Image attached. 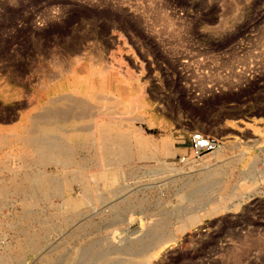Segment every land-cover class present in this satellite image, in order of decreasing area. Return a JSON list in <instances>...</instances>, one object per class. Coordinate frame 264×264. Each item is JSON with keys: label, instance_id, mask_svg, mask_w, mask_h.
<instances>
[{"label": "rangeland", "instance_id": "obj_1", "mask_svg": "<svg viewBox=\"0 0 264 264\" xmlns=\"http://www.w3.org/2000/svg\"><path fill=\"white\" fill-rule=\"evenodd\" d=\"M60 93L125 138L0 142V264H264V0H0V134Z\"/></svg>", "mask_w": 264, "mask_h": 264}, {"label": "bare ground", "instance_id": "obj_2", "mask_svg": "<svg viewBox=\"0 0 264 264\" xmlns=\"http://www.w3.org/2000/svg\"><path fill=\"white\" fill-rule=\"evenodd\" d=\"M50 99H51V96H50ZM50 102L54 105L47 106V107L45 105V108H43V110L38 115L37 113L36 114L34 113L35 115L31 114L32 116L28 114L23 115L21 124H19L18 126L15 125L16 127L14 128V133H11L8 135L0 134V142L7 141L8 143H12V144L14 142L16 143L23 142L27 147H30L31 149L35 150L40 155V158L47 160L56 155H58L59 158H61L60 156H65V158L70 157L71 152L64 146V144L61 143L62 139H65L67 141L77 140L80 143H84V142H90L92 139V136H98L103 141H106V140L109 141V145L105 144L106 146L103 148L101 155L106 156L107 159L105 157L104 158L108 162H110L109 161L110 156L112 155L114 151V147L118 145L125 138V133L119 128L118 124L116 125L114 123L115 120H113V122L109 118L108 120L107 119L103 120L99 117H96L98 114L94 112L96 113V116L91 117L90 120H92V122H89L88 124L86 123V125L82 124L81 126H79L77 125L78 123L76 124L74 120L71 119V117L72 115H74V118H75L76 113L78 112H80V114L81 113H84L85 115L88 114L86 111H88L89 109H88V105L85 102L84 97H77L76 95L69 94V93H60L59 95L54 96V98ZM89 108L91 109V107ZM102 109L103 108H101V110ZM97 112L99 111L97 110ZM107 114L105 115L107 117H110ZM42 120L44 121V125L40 124V121ZM60 136L62 137L61 141H58L57 139L53 140L54 138H60ZM109 174L112 175L113 179L116 178V172H113L112 174L109 173ZM100 176L105 177V179H107L106 174L100 173ZM107 181L108 179L106 180V182ZM196 220H197L196 216L194 215L190 216L187 220V225H190L196 222ZM239 254L242 255V252L240 253L239 251Z\"/></svg>", "mask_w": 264, "mask_h": 264}, {"label": "built area", "instance_id": "obj_3", "mask_svg": "<svg viewBox=\"0 0 264 264\" xmlns=\"http://www.w3.org/2000/svg\"><path fill=\"white\" fill-rule=\"evenodd\" d=\"M194 139L196 150L199 152L212 149L216 145L213 139L206 138L200 134L195 135Z\"/></svg>", "mask_w": 264, "mask_h": 264}]
</instances>
